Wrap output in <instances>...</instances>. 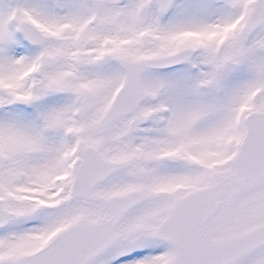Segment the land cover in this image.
<instances>
[{
  "label": "snow or ice",
  "instance_id": "snow-or-ice-1",
  "mask_svg": "<svg viewBox=\"0 0 264 264\" xmlns=\"http://www.w3.org/2000/svg\"><path fill=\"white\" fill-rule=\"evenodd\" d=\"M0 264H264V0H0Z\"/></svg>",
  "mask_w": 264,
  "mask_h": 264
}]
</instances>
